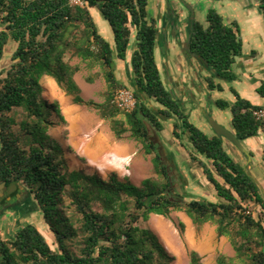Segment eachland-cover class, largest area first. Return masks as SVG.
<instances>
[{"label": "trees", "instance_id": "1", "mask_svg": "<svg viewBox=\"0 0 264 264\" xmlns=\"http://www.w3.org/2000/svg\"><path fill=\"white\" fill-rule=\"evenodd\" d=\"M147 4L148 0H0V61L9 41L15 43L10 66L0 72V183L24 187L52 240L49 243L34 224H25L11 239L0 238V264H171L174 255L147 222L151 214L171 219L173 211L184 212L193 224L214 223L217 238L229 237L237 258L264 264V197L241 163L229 155L225 139L205 134L190 122L165 89L154 57L156 26L147 18ZM258 5L264 19V0H258ZM91 10L107 22L114 47L99 33ZM132 31L130 89L137 103L121 120L113 92L125 86L116 81L112 64L114 58L125 59ZM188 48L213 72L206 77L209 90H223L214 77L234 79L231 68L243 50L238 24H227L218 12L208 10L204 24L192 22ZM74 57L99 62L108 87L104 102L81 97L74 79L79 66L69 61ZM42 76L52 77L73 104L92 107L101 119L109 120L117 138L127 125L144 153L151 155L156 175L135 185L115 172L104 179L71 168L48 134L55 124L51 112L56 124L66 125V121L58 101L46 100ZM256 93L264 98V80ZM234 94L232 103L215 101L219 109L229 110L234 135L242 141L264 133L253 116L260 105ZM146 97L163 107L159 115L175 117L173 136H187L190 160L201 168L220 201H186L172 189V176L149 131L162 127L147 107ZM20 107L24 110L20 117L11 116L12 109ZM177 225L181 236L185 225L182 221ZM72 244L77 245L78 255ZM188 258L189 264H203L196 250H190ZM215 263L231 264L232 258L217 252Z\"/></svg>", "mask_w": 264, "mask_h": 264}, {"label": "crops", "instance_id": "2", "mask_svg": "<svg viewBox=\"0 0 264 264\" xmlns=\"http://www.w3.org/2000/svg\"><path fill=\"white\" fill-rule=\"evenodd\" d=\"M151 2L152 8H150ZM210 7H214V10L216 9L215 11L222 15L225 23L230 24L235 22L238 24L242 44V27L235 15H244L243 17H246L245 20L248 24L253 25V21L255 25L253 28L262 24V17L258 14L260 11L258 0H148L147 4V18L153 19L156 26L154 57L158 66L160 79L172 98L178 101L183 113L187 115L188 120L192 122L193 119H196L198 125L206 130H209L210 127L202 111L209 113L215 119L216 112L213 108H218L215 101L220 99L218 96L224 94L227 90L232 95V100H229L230 102L227 101L228 103H232L235 100V91L236 94L249 100L252 104H264V98H261L256 93V88L261 81L264 80V39L257 44L255 43V47L253 46L249 52L242 51L241 55L236 57L235 63L232 65V67L235 68V70H233L235 72L233 73L235 79L228 81L216 78L215 83H219L222 86V91L208 89L206 77L214 74L198 56L190 52L188 41L192 22H198L197 17L199 15H203V22H205V16L207 11L211 9ZM225 10H227V12H225ZM202 11L203 13L199 14ZM91 14L95 20L99 33L112 47H114L113 35L108 24L105 23L103 19H100L99 16L95 15L94 10H91ZM255 30L256 29H252L250 31V36H257V34H254L256 32ZM134 47V31H132L125 59L121 60L114 58L112 64L116 81L120 85L129 88H133V72L130 60ZM259 51H261V53H259ZM80 60L83 62L86 61V63H84L86 69H94V65L92 66V63H89L90 59ZM95 65L98 66V69L94 71L97 72L99 70L98 72H100L95 81L100 82L103 80L106 85L103 70L99 62L97 61ZM76 75L77 73L74 75V79ZM42 81L46 83L51 98L57 100V96L60 98L71 97L64 93L53 78L42 76L40 83H42ZM232 82H236L239 88H234ZM89 85H93V83H89ZM144 100L147 107L157 115L158 121L162 127L160 131L153 129L155 130L154 134L156 137L158 136V144L157 141L154 142L157 149L159 148L160 150V155L167 166L169 174L176 177L175 179L178 183L180 181L179 176L184 175V170L179 164V154H185L191 163L196 164L190 160L189 152L187 151L189 148L187 136L181 135L180 138L174 137L172 131L175 117L159 115L158 110L163 109V107L152 98L146 97ZM218 110L221 109L218 108ZM60 111L66 121V136L63 137V141L66 150L65 157L71 168L81 169L90 175L98 174L104 179L107 178L106 176H108L109 173L115 172L119 179H123L124 177H121L122 171L125 170L126 167H131L134 172L133 164L136 159H139L141 163H145L144 157L140 155L142 145L131 136L130 131L127 133V125H125L127 131L123 133L120 138H117L110 128L109 121L107 119H101L97 113L98 117L95 123L88 129H81L77 127V125L71 124L65 110L60 109ZM217 116L221 115L217 113ZM118 119L123 120L124 118L122 119L119 117ZM55 120L56 115L53 122H55ZM56 125L60 126V124ZM108 127L113 133V136L110 134ZM163 130L171 135L170 144H166L162 141L160 135ZM48 131L50 132V128ZM231 131L233 132V129H231ZM258 133L255 136H258ZM211 134L212 132L210 135ZM85 135H88L89 138L84 139ZM246 140L248 141L250 139L246 138L242 141ZM249 157H253L252 152H249ZM250 166V164H246V170L250 169ZM146 171L147 167L144 164L138 168V173L143 174L146 173ZM151 216L152 214L149 216V219ZM157 218L161 222H166L171 228L172 224L167 222L164 219L165 217L163 218V216L160 215L157 216ZM186 222L187 221L183 222L185 225V229L181 235L183 236V240L186 239ZM193 225L197 227L196 224L192 223V226ZM200 225H202V228L199 229L200 234L197 238L200 248L199 252H197L202 256V262L204 264L205 255H210L215 260L217 250L220 249L218 240H222L224 236L217 238L216 233L213 232L215 228L214 225L211 227V232L209 230V234L205 236L203 230L210 225L208 222ZM176 235L179 236L178 233H176ZM191 238L193 243H195L194 236L191 235ZM205 247L207 248L205 249Z\"/></svg>", "mask_w": 264, "mask_h": 264}, {"label": "rangeland", "instance_id": "3", "mask_svg": "<svg viewBox=\"0 0 264 264\" xmlns=\"http://www.w3.org/2000/svg\"><path fill=\"white\" fill-rule=\"evenodd\" d=\"M73 2H76V0H73ZM150 8H152V2L150 3ZM209 10H214V7H210ZM216 10V9H215ZM224 12V11H221ZM227 12V10H225ZM95 15L99 16L100 19H103L99 12L97 10H94ZM200 12L199 14H202ZM229 14V13H228ZM259 16L262 18V24L258 25V27H254V23L252 21V24H248V22L245 20L246 17H243L244 15L236 14V19L239 20L240 26L242 27V38H243V50L244 52H249V50L254 46L255 43L257 44L259 41H263L264 39V19L262 16L261 10L258 12ZM104 20V19H103ZM198 22H203V15H199L197 17ZM95 21V20H94ZM105 21V20H104ZM105 23H107L105 21ZM251 26V27H249ZM256 29L254 34H257V36L253 37L250 36V31ZM15 47V43L10 40L5 48V53L3 59L0 61V72L4 71V69H7L10 64V55ZM259 50V49H258ZM261 53V51H259ZM71 64H77L79 66V70L77 72V75L75 77V81L77 85L79 86L81 90V97L84 100H93L95 102L101 103L104 102L107 94V84L105 85L103 80L100 82H96V78H98L100 72H95L94 70L98 69V66L95 65L97 61L90 59L89 63H92V66L94 65V69H86V66L84 63L86 61H81L79 58L74 57L70 60ZM232 73H235L233 70L235 68H231ZM50 77V76H48ZM87 77H93V85H89L87 83L86 79ZM52 78V77H51ZM235 79V78H234ZM54 80V79H53ZM214 82L216 81V78L214 77ZM222 80H228L223 79ZM233 80V79H232ZM228 80V81H232ZM41 85L43 86V93L48 101V103H51L53 101H58L59 108L66 111L68 119L71 121V124L77 125V127L81 129H88L91 125L95 123L96 118L98 115L94 108L88 107V106H81L76 105L72 103L71 97L67 98H60L57 96V100L51 98L49 91L47 89V85L44 81H42ZM232 86L234 88H239L238 84L236 82H232ZM118 89V88H117ZM115 89V90H117ZM130 89V88H128ZM131 90V89H130ZM115 92V91H114ZM113 92V94H114ZM218 96V95H217ZM218 98L222 100H226L230 102L229 100H232V95L227 90L224 94H221L218 96ZM213 110L216 112L214 119L217 123L222 125L223 127L231 130V114L229 110H218V108H213ZM24 112L23 108H13L11 111V116L17 117V119L20 117L21 113ZM221 115V116H217ZM212 116V115H211ZM55 117V113L51 112L50 119L53 121ZM117 117L124 118V112H120ZM57 117L55 120V124H53L50 128V132L48 131V134L51 138V140L54 142V144L64 153L66 154L65 150V144L63 141V137L66 136V130L65 125L60 124L56 125ZM109 121V120H108ZM192 123L197 126L200 130H202L205 134L210 135V133L213 131L211 128L209 130L202 129L199 125L196 119H193ZM108 130L110 131V134L113 136V133L111 132L110 128L108 127ZM150 137L156 142L158 139V136L154 134L155 130L150 128ZM211 131V132H210ZM129 133V130L128 132ZM161 139L164 143L170 144V139L172 138L170 134H168L166 131H162L161 133ZM250 140L241 141V145L245 149V151L248 153L252 152V158L245 156L243 153H241L233 144H231L226 139L224 140V147L229 153V155L232 157L233 160L236 162L241 163V165L244 167V170L251 176L252 179L257 183L259 190L261 194L264 197V133L259 132L258 136L250 137L248 138ZM140 143V142H139ZM158 144V141H157ZM162 146V145H161ZM158 151L159 148L157 149ZM143 148L141 149L140 155L144 157L145 163H141L139 159H136V161L133 164L134 172L132 171L131 167H126L125 170L122 171V176L128 178V180L138 185L140 181L144 178L155 176V172L151 163V155H147L144 153ZM160 153V152H159ZM251 161V162H250ZM144 164L147 167L146 173H138V168ZM179 164L180 167H182L183 176H179V182L177 183L176 177L172 176L173 187L176 192H180L183 199L186 201H189L191 199H198V200H205V201H220V198L217 196L212 184L208 183L205 180V177L203 176L201 169L196 164L191 163L187 156L185 154L181 155L179 154ZM246 164H250V169L246 170ZM107 177V176H106ZM182 178V179H181ZM14 190H17L16 192ZM12 191V192H11ZM0 194H6L8 199L4 202L3 205H0V238L7 240L11 239L13 237V234L15 231L25 224L31 223L34 224L49 240V243H52L50 234L48 233L46 224L42 221V214L38 210V207L35 203V201L32 199V196L24 189L22 185L18 184H12L10 186H6L4 184H0ZM20 195L25 196L26 203H18L17 199L20 197ZM17 198V199H15ZM259 208L254 209V214H257ZM157 216V214H152L151 218L147 222V227L157 236L160 243L166 248V250L174 255L175 260L171 264H189V258H188V252L190 250H196L199 252V246H198V237L200 234L199 229L202 228V225H195L192 226L191 219L182 211H173L170 215L171 219L164 218L167 222H170V226L166 222H161ZM179 221H187L186 222V234H185V240H183V236H177L176 233L179 234V227L178 222ZM210 226L206 227L203 232L205 233V236L209 234V230L211 232V227H213L214 223L208 222ZM215 226V225H214ZM213 232H215V228L213 229ZM191 235L194 236L195 243H193V240L191 238ZM218 246L220 249L217 250V252H220L224 254L225 256L232 258L231 264H247V261L245 259H239L235 256V252L233 251L231 244H230V238L227 236H224L222 240H218ZM207 247H205L206 249ZM71 250L75 254H79L78 247L76 244L71 245ZM204 264H216L213 257L210 255H205L204 257Z\"/></svg>", "mask_w": 264, "mask_h": 264}, {"label": "built area", "instance_id": "4", "mask_svg": "<svg viewBox=\"0 0 264 264\" xmlns=\"http://www.w3.org/2000/svg\"><path fill=\"white\" fill-rule=\"evenodd\" d=\"M76 2H78V0H76ZM113 103L120 111L128 113L134 109L137 100L133 95L132 90L128 89L127 87H122L115 90L113 94ZM253 116L264 127V104L260 105L259 108L253 111ZM88 138V135L84 136V139Z\"/></svg>", "mask_w": 264, "mask_h": 264}, {"label": "water", "instance_id": "5", "mask_svg": "<svg viewBox=\"0 0 264 264\" xmlns=\"http://www.w3.org/2000/svg\"><path fill=\"white\" fill-rule=\"evenodd\" d=\"M202 114L204 118L206 119L209 127L211 128V130L217 137L226 139L231 144H233L241 153L249 157L248 153L245 151V149L241 145V141L234 135V133L231 130L217 123L209 113L202 111Z\"/></svg>", "mask_w": 264, "mask_h": 264}, {"label": "flooded vegetation", "instance_id": "6", "mask_svg": "<svg viewBox=\"0 0 264 264\" xmlns=\"http://www.w3.org/2000/svg\"><path fill=\"white\" fill-rule=\"evenodd\" d=\"M0 184H3V183H0ZM4 185H5V184H4ZM6 186H7V185H6ZM9 186H10V185H9ZM14 191L16 192L17 190H14ZM11 192H12V191H11ZM7 199H8V197H7L6 194H0V205H3L4 202L7 201ZM15 199H17V198H15ZM17 201H18V203L20 202V203L25 204V203H26L25 196L20 195V197L17 199Z\"/></svg>", "mask_w": 264, "mask_h": 264}]
</instances>
